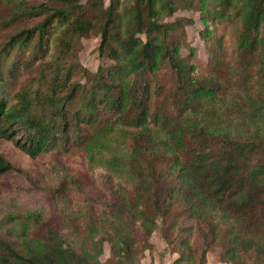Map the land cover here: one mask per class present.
<instances>
[{"label":"trees","instance_id":"trees-1","mask_svg":"<svg viewBox=\"0 0 264 264\" xmlns=\"http://www.w3.org/2000/svg\"><path fill=\"white\" fill-rule=\"evenodd\" d=\"M185 10L200 14L205 62ZM24 15L39 19L0 47V136L33 158L87 148L116 127L136 144L120 167L126 189L80 211L73 236L38 221L3 245L0 264H155L142 255L158 229L172 232V264H207L215 244L226 264H264V0H22L15 18ZM93 35L106 59L97 71L70 83L71 65L47 79L55 40L69 48ZM22 70L40 73L36 92L17 89ZM11 169L0 153V174ZM50 194L74 200L72 181Z\"/></svg>","mask_w":264,"mask_h":264},{"label":"rangeland","instance_id":"rangeland-1","mask_svg":"<svg viewBox=\"0 0 264 264\" xmlns=\"http://www.w3.org/2000/svg\"><path fill=\"white\" fill-rule=\"evenodd\" d=\"M23 1L30 8H37L42 4L49 7L61 4V0ZM21 3L22 0H13L11 4L0 0V47L12 33L29 28L39 19L37 15L15 18ZM179 15L195 17L196 25L187 27L188 39L198 49L199 58L205 62L208 54L205 41L200 35L199 29L203 27L200 14L185 10L179 12ZM100 43L101 38L97 35L75 37L69 48L61 44L59 39L55 40L50 56L41 65L42 72L47 75V79H52L53 74L60 71L66 73L68 67L73 65L72 71H78L71 73L70 83L85 82L80 69L97 71L99 65L106 60L100 54ZM233 49L231 46V50ZM39 74L34 72L31 75L22 70L15 82L17 89L26 87L36 92ZM40 111V108L36 109L37 113ZM135 144L132 134L116 127L108 134L95 138L87 148L67 153L54 149L33 158L19 144L17 137L0 136V153L14 166V169L0 174V257L3 256L4 244L17 245L22 229H31L37 226L38 221L47 222L66 236H73L74 228L71 225L80 211H88L100 205L99 197H111L112 193L121 189L120 186L126 189L128 181L120 167L130 159L129 155ZM64 177L72 181L74 200L55 203L50 193ZM176 233L174 231L175 235ZM167 234L168 237L159 229L153 234L150 249L143 252V263L154 261L155 264H172L178 257L174 244H169L168 240L172 232ZM196 250L198 254L202 251L200 239ZM221 256V246L213 245L207 256V264H226ZM108 257L110 246L106 243L102 261H106Z\"/></svg>","mask_w":264,"mask_h":264}]
</instances>
